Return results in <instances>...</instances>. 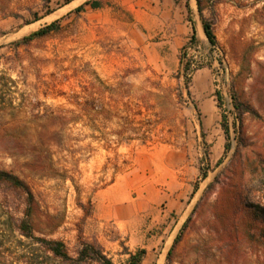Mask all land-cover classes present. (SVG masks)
Segmentation results:
<instances>
[{"label":"rangeland","instance_id":"1","mask_svg":"<svg viewBox=\"0 0 264 264\" xmlns=\"http://www.w3.org/2000/svg\"><path fill=\"white\" fill-rule=\"evenodd\" d=\"M66 1L0 0V170L33 192L0 184V264H99L77 260L85 242L114 264H264V0ZM183 14L217 45L170 36ZM119 182L141 212L105 220L99 191Z\"/></svg>","mask_w":264,"mask_h":264},{"label":"trees","instance_id":"2","mask_svg":"<svg viewBox=\"0 0 264 264\" xmlns=\"http://www.w3.org/2000/svg\"><path fill=\"white\" fill-rule=\"evenodd\" d=\"M71 0H67L66 4L70 3ZM89 2H87L88 4ZM90 5L94 8H98L100 7L102 4L99 0H94L92 2H90ZM199 5V13L201 15H203V8L200 4V1L198 2ZM84 8L83 5L79 6L77 8V11H80ZM187 8L189 13H192V8L190 6V4H187ZM202 24L204 27V31H205V35L208 38L209 42L211 43L212 46H216L217 45V38L212 26V23L202 17ZM56 28V24L52 23L46 27H43L37 31H35L34 33L25 36L23 39H21L19 42L20 43H26V42H30L33 39L37 38V37H43V36H47L49 35L54 29ZM196 27H193V35L191 37V41H195L197 39L196 37ZM186 56L182 55L181 57V64H182V69H183V74L186 76V78H189V71L191 70V65H192V60L188 59L187 61H185ZM189 83V81L187 82ZM5 91L4 88H1V104L6 103V96L4 95ZM220 96V95H219ZM221 99V98H219ZM243 107L248 108V106H244L243 104L240 105L238 104L236 106L237 109H239L240 111H243ZM222 126L223 129L225 131L226 134V139H227V143H226V149H228V141L230 139V127L228 125V120H227V116L223 115V120H222ZM207 173L206 171L203 172V177H206ZM0 184H10L12 187L21 190L22 192H24L25 194L28 195L29 199L30 197L33 196V192L30 188V186L28 185V183L23 180L22 178H20L19 176L6 171V170H0ZM90 213L87 210V214ZM256 215L262 219L264 221V207L261 205H258L256 207V211H255ZM188 221L185 223L183 229L180 231V234L177 236V238L175 239V244L179 241L181 234L183 232V230L185 229V227L187 226ZM18 231L25 235L26 237H33L34 235V231H33V223H32V218H31V213L30 212H26L24 213V215L20 218L19 220V224H18ZM38 240L41 241L42 245L44 246V248H46L48 251H50L55 257L61 258L63 260H73L74 258H72L68 252V250L66 249V246L64 244V242L60 241V240H52V239H46V238H37ZM174 244V245H175ZM173 245V247H174ZM172 250L169 252V256L171 255ZM146 255V250L145 249H140L138 250L136 253L132 254L130 256V260H129V264H141L144 260V257ZM84 259H90L92 261H96L99 264H114L113 261L100 249L98 248L96 245L92 244V243H83L82 248L79 250V258H77V260H84Z\"/></svg>","mask_w":264,"mask_h":264},{"label":"crops","instance_id":"3","mask_svg":"<svg viewBox=\"0 0 264 264\" xmlns=\"http://www.w3.org/2000/svg\"><path fill=\"white\" fill-rule=\"evenodd\" d=\"M158 2L162 1L159 0ZM189 4L191 8H193L191 2H189ZM185 6L187 8V3ZM169 26L167 30H169L170 36L175 35V37H178L179 35V37L183 39H189V36L192 37L193 35V27H196L197 38H203V36H205L203 24L200 26H198L196 23L192 24V19L190 18L189 14H183V17L181 18V24L178 26V32H176L177 30H174L175 27H173L172 24ZM127 188V182H119L118 184L115 183L114 186H109L108 188L99 191V201L101 204L99 213L105 220H112L115 218L118 221H125L129 218V216L134 217L136 213L138 214L141 212L140 204H138L139 202L137 203V200L135 201V198L133 199L131 194L129 195Z\"/></svg>","mask_w":264,"mask_h":264}]
</instances>
